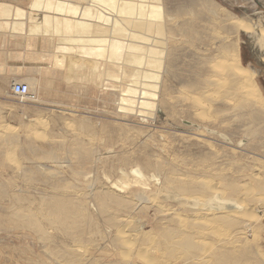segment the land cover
Segmentation results:
<instances>
[{"label": "bare ground", "instance_id": "bare-ground-1", "mask_svg": "<svg viewBox=\"0 0 264 264\" xmlns=\"http://www.w3.org/2000/svg\"><path fill=\"white\" fill-rule=\"evenodd\" d=\"M60 1L34 0L31 7L39 9L35 24L30 23L32 18L27 12L8 3L0 6V19L12 36L46 43L47 53L36 61L45 58L51 70L61 69L68 84L90 80L101 93L113 97L116 116L122 120L155 121L160 107L169 115L183 113L194 121H220L219 125L229 114L240 121L236 127L228 126V131L248 127V148L264 154V98L253 81L254 75L240 66L236 41L227 44L225 40L245 31L256 33L264 41V28H254L223 13L212 0H174L170 5L166 0H77L76 8L69 7L67 0ZM27 27L29 35L22 37ZM258 37L254 41L258 42ZM215 41H221L219 47L208 48V43ZM198 46H204L205 51ZM228 53L233 63H227ZM29 86L32 93L40 96L42 86L38 79L30 78ZM38 101L41 97L34 103ZM130 129L129 124L121 125L125 138ZM215 130L207 129L208 135L216 134L231 142L227 135ZM117 141L123 140L117 138L115 127L105 146L109 158L113 156V175L100 171L98 176L103 154L88 147L73 153L74 164L71 160L59 161L50 144L51 149L38 150L29 142L31 154L39 158L32 159L34 166L39 165L36 172L22 168L15 152L7 151V160L18 164L22 178L38 181L51 191L44 192V187V191L35 193L38 199L34 201L31 194L11 195L4 184L12 188V180H0V200L9 206L8 210H0V230L8 235L16 233L7 236L16 241L18 234L31 233L25 239H37L42 254L55 264L81 263L87 253L80 257L78 254L82 253L84 230L92 227L95 235L100 234L98 224L94 225L96 217L108 227L107 235L113 229L120 237L122 264H134L133 255L145 264H160L162 260L166 264H264V251L253 239L264 220V207L255 206L264 201V181H260V171L254 170L255 164L250 172L224 176L219 189L195 177L163 181L160 175L148 174L143 167H127L124 154L114 150ZM17 143L10 132L0 133L2 148L9 149ZM237 144L247 145L248 140ZM36 160L48 161L49 165L41 166ZM114 160L118 165H114ZM64 167L71 170L73 181L65 177ZM40 170L44 172L39 173ZM243 178L249 180L245 185L239 182ZM83 182L89 193L73 194ZM152 188L157 196L168 191V200L178 201L185 211L156 206L157 196L149 198ZM133 189L140 190L136 195L139 202L151 206H134L135 200L126 197ZM230 205L238 208L228 210ZM89 206L94 207L95 218ZM150 207L164 217L151 234L132 233L135 227L131 221L136 211L143 214ZM162 220H167L166 225L160 224ZM136 223L141 225L140 220ZM52 232L63 239L57 241ZM101 241L107 242L103 238ZM26 247L30 249L12 251L19 255L31 253V246ZM113 259L110 264H119Z\"/></svg>", "mask_w": 264, "mask_h": 264}, {"label": "rangeland", "instance_id": "rangeland-1", "mask_svg": "<svg viewBox=\"0 0 264 264\" xmlns=\"http://www.w3.org/2000/svg\"><path fill=\"white\" fill-rule=\"evenodd\" d=\"M53 1L61 2L60 0ZM212 1L223 13L231 17L239 18L245 24H250L254 28H264V0ZM33 2L34 0H0V6L8 3L15 8L24 10L32 18V22L30 23L35 24L39 9H33L31 7ZM76 2L77 0H67L68 6L71 8L77 7ZM166 2L170 5L174 0H166ZM28 25L31 26L29 23ZM1 28L5 30L8 29L9 31V28L3 26L2 20L0 19V29ZM29 30L30 29L27 27V32L21 33V36L27 37L29 35ZM5 32L6 31H1L0 43L4 41L5 47L12 46L23 53L24 51L28 53L29 58L23 62L24 64L26 63V66L21 67V72H30L27 75L28 77L32 76V70L37 69L39 72L38 78L42 76V78H39L42 86L40 96L35 93L38 99L41 97V101L37 103L21 102L13 94L11 95L9 87H1L2 90H6L9 93L8 95H4L3 99H0V133L10 132L11 137H15L18 142L15 145L16 148L15 146L9 149L7 147L2 148L3 146L0 145V178H2L0 180H12L14 183L12 188H8L6 183L4 184V187L10 190L8 192H10L11 195L14 192L22 197L31 194L29 196L34 200L38 199L37 194L34 196L36 192L44 191V189V192H48L49 190L50 193L51 191L38 181L28 182L27 179L22 178V175L17 171V163L19 162V165L21 164L20 166L24 169L31 168L35 171L36 167L39 168V165L36 166L35 164L34 166L33 164L32 159L39 158L31 154L29 142H33L37 147L35 148L38 150H49L52 148L51 150L56 153L59 161L64 160L66 162L71 160L74 164L76 155L73 153L83 149L81 147H88L87 149L93 151H101L103 154V163L98 167V176L101 174L100 171L113 175L111 172L113 165L111 161H113V156L109 158L110 155L107 154L105 146L110 143V134H112L115 127L117 138L123 141H117L114 150L124 154L127 167H143L148 174L156 173L160 175L163 181H165V179L185 180L186 178L195 177L198 181L204 179L209 182L210 185L212 184L219 189L221 186L220 180H222L224 176L230 175L233 177L240 171L243 174L248 171L250 172L249 169H251L252 165L254 167V164L255 167H257H254V170L256 169L257 173L258 171L261 172H259L261 177L260 181H264V154L258 155V153H254L252 149L248 148L250 143L246 134L249 128L240 127L239 130H232L231 132L227 129L228 126H231V128L237 126L240 121L238 117H231L228 114L226 117L222 118V125H219L221 123L220 121H217V123L214 121L201 123L184 116L183 113L169 115L163 107H160L162 111L160 110L156 113L155 121L143 123L141 121L139 122L138 119H132L130 121L127 119L122 120L120 117L116 116L117 107L113 101V97L101 93L94 82L84 80L83 82L77 81L68 84L64 75L60 73L61 69L51 70L48 65L49 62L46 61L45 58V61L43 60L44 62L41 60L36 61L38 56H43L47 53L48 48L46 43L40 42L36 44L35 40H31L32 42L25 41L21 37H15L12 36L11 33L6 34ZM255 37H258L256 33L240 31L237 36L233 34L228 36L227 39L225 38V40L227 44L233 40L236 41L239 48L240 66L254 75L253 81L259 93L264 98V41H261L258 37L259 41L256 42L254 41ZM222 38H224V35ZM220 42L221 41L210 42L208 43V48L216 49L219 47L218 45ZM200 49L205 51L206 48L202 46ZM230 55L231 54L228 53L226 59L227 63H233ZM29 80L30 78L22 82L29 85ZM52 81H58V83H53ZM32 92L34 91L32 90ZM184 121L189 122L191 125L184 124ZM127 123L131 129L127 133L128 138H125L124 135L126 132L120 130V127L121 125H128ZM207 129L210 131L217 129L215 132H220L223 136L227 135L231 142H227L224 138L216 136V134L209 133V136ZM241 140H243V143H246L248 140V144L240 146L237 142ZM78 144L82 146L80 145L79 147ZM1 149H4V151ZM10 150L15 152L17 163H12L7 160L6 154ZM257 161L261 162L259 163ZM36 162H39L40 165L42 164L41 166L49 165L48 161L36 160ZM114 165H118L117 160H114ZM10 167L12 169H10ZM66 167L63 168L65 171L64 175L68 180L73 181L71 170L68 169V171ZM40 172L44 171L40 170L39 173ZM36 175L38 176V174ZM98 179L103 182L101 178ZM239 182L245 185L249 180L248 178H243L239 180ZM28 185L31 187H29V190L27 189ZM152 189L149 198L157 196L156 193L158 192L155 188ZM88 193L89 187L87 183L84 182L81 184V188L77 190V193L73 192V194H79V196L84 194L87 195ZM138 193H140L139 189H133L132 194L126 197L127 199L133 198L135 200L134 206H151L145 202H139L136 197ZM160 193L161 196L156 197V206H168L166 208H172L173 211L178 212L185 211V209L179 205L180 203H178V201L168 200V191ZM2 202L3 201L0 200V210L2 211L3 208L8 210L7 208H9V206L7 202H4L5 204ZM259 202L260 203L255 204V206L264 207V201ZM91 203L95 205L93 201ZM89 208L95 215V218L97 214L94 207L89 206ZM151 208L152 207L147 208L143 214H138V211H136V215L131 221V225L135 227L132 233L140 235L141 233L151 234L154 231L155 225L157 226L158 221L164 216H162V213H157L156 210H153L154 208ZM97 218L98 217H96L97 221L94 225L98 224L100 234H96V236L95 230H93L92 227H87L86 231L84 230V242L81 246L83 249L81 250L82 253L78 254L80 257L83 252L86 251L87 253L86 257H81L82 261L80 264H110L113 262L114 257L119 264H122L120 237L117 236L116 231L113 229H111V234L107 235L106 230L108 227L104 226L103 220ZM138 220L141 221V225L136 223ZM166 221L167 220H162L160 224L166 225ZM49 228L51 227L47 229ZM23 233L24 232L18 234L19 240L16 241V239L12 237H7L16 233L8 235L0 230V264H55L47 256L42 254L37 239H25L30 237L31 233ZM52 235L57 237V241L63 239L58 237L56 232H52ZM23 236L24 238H22ZM102 238L107 242L101 241ZM253 239L258 241V246L264 251V220L262 224L256 228ZM26 246H31V253L19 255L12 251L14 248L17 249L16 252L18 250H24V248L30 249ZM117 249L119 251H117ZM147 250L151 251V247H147ZM134 256L135 255H133L132 258L134 264H145L144 261V263L142 261L139 262V259ZM160 264H166V260H162Z\"/></svg>", "mask_w": 264, "mask_h": 264}, {"label": "crops", "instance_id": "crops-1", "mask_svg": "<svg viewBox=\"0 0 264 264\" xmlns=\"http://www.w3.org/2000/svg\"><path fill=\"white\" fill-rule=\"evenodd\" d=\"M1 31H6L5 33L8 34V29H0ZM6 36V35H5ZM1 38V36H0ZM3 38V37H2ZM8 45V43H7ZM29 58L28 53L24 51V53L20 50H18L15 47H5L4 41L0 43V99L4 98V95H8V91L2 90L1 87H9V91L12 95V85L16 82H22L25 79L29 78H36L39 79L42 76L38 78V70L34 69L32 70V76L27 75L30 72L23 73L21 72V67L26 66V63L23 62L26 61ZM40 81V79H39Z\"/></svg>", "mask_w": 264, "mask_h": 264}, {"label": "built area", "instance_id": "built-area-1", "mask_svg": "<svg viewBox=\"0 0 264 264\" xmlns=\"http://www.w3.org/2000/svg\"><path fill=\"white\" fill-rule=\"evenodd\" d=\"M12 94L21 102H31L37 101V95L32 93L30 86L25 82H16L12 85Z\"/></svg>", "mask_w": 264, "mask_h": 264}, {"label": "water", "instance_id": "water-1", "mask_svg": "<svg viewBox=\"0 0 264 264\" xmlns=\"http://www.w3.org/2000/svg\"><path fill=\"white\" fill-rule=\"evenodd\" d=\"M183 123H184V122H183ZM185 124H186V125H191L189 122H188V123L185 122ZM192 203H193V202H192ZM192 203L190 204V206L194 207ZM230 206H231V205H230ZM237 208H238L237 206L232 205L231 208H228V210H229V209H230V210H235V209H237ZM218 210H219V209H218Z\"/></svg>", "mask_w": 264, "mask_h": 264}]
</instances>
